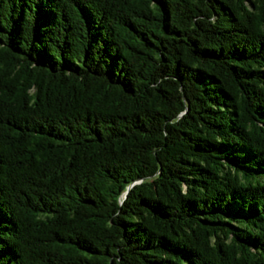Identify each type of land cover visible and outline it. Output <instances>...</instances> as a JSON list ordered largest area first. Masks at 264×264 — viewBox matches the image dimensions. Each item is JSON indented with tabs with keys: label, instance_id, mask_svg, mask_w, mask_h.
Returning <instances> with one entry per match:
<instances>
[{
	"label": "trees",
	"instance_id": "1",
	"mask_svg": "<svg viewBox=\"0 0 264 264\" xmlns=\"http://www.w3.org/2000/svg\"><path fill=\"white\" fill-rule=\"evenodd\" d=\"M0 264H264V0H0Z\"/></svg>",
	"mask_w": 264,
	"mask_h": 264
}]
</instances>
